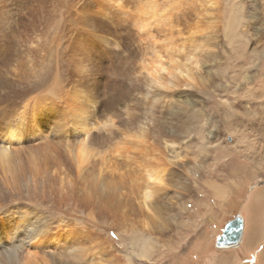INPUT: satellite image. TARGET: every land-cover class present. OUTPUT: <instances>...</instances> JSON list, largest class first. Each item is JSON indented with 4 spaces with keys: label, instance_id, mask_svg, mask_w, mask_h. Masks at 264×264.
Instances as JSON below:
<instances>
[{
    "label": "bare ground",
    "instance_id": "obj_1",
    "mask_svg": "<svg viewBox=\"0 0 264 264\" xmlns=\"http://www.w3.org/2000/svg\"><path fill=\"white\" fill-rule=\"evenodd\" d=\"M176 1L171 7L161 0H0V203L6 194L45 192L44 184L57 180L59 193L76 188V204L88 217L126 218V189L140 192L138 209L150 217L160 211L169 176L186 164L183 117L197 114L202 92L228 131L241 137V128L250 126L264 133V100L254 116L233 91L234 85L246 87L249 77L240 71L224 80L212 72L214 52L191 24L197 2ZM27 62H34L42 84H30ZM216 93L228 110L215 103ZM122 129L135 131L130 142H119ZM214 138L210 132L202 149L209 151ZM64 152L72 156L71 173ZM131 167L142 183L135 177V183H118L134 175ZM29 214L17 209L0 217V244H9L0 264H66L40 249L43 225L35 226L29 239L36 240L26 249L28 236L19 234L30 226ZM151 249L144 241L138 258L148 260Z\"/></svg>",
    "mask_w": 264,
    "mask_h": 264
},
{
    "label": "rangeland",
    "instance_id": "obj_2",
    "mask_svg": "<svg viewBox=\"0 0 264 264\" xmlns=\"http://www.w3.org/2000/svg\"><path fill=\"white\" fill-rule=\"evenodd\" d=\"M166 1L171 7L175 3V0H161V3ZM190 4L194 5V13L197 14V19L194 16L196 20L192 18L191 24H197L199 40L207 39V45L214 52L212 72L221 75L224 80L240 71L242 76L247 75V86L241 88L234 85L233 91L241 94L244 106L254 116L259 111L262 112L264 0H191ZM175 38L179 39L177 36ZM27 64L33 73L29 78L30 84H42V80L33 70L34 62ZM244 64L246 66H242ZM32 81L36 83L33 84ZM220 83L217 80L216 84ZM219 93H216L213 100L218 106L228 110L225 97L218 96ZM198 99L201 102L197 105V114L183 117L181 143L187 152L186 164L176 168L172 173L173 177L169 176L168 191L160 194V211L157 213L144 217L138 209L140 192L135 191L134 194L126 189L123 191L125 209L129 212L126 218L110 215L89 218L85 210L76 204L73 195L77 192L76 188L67 189V194V190L59 193V182L49 179L51 182L44 184L47 186L45 192L31 189L26 194L24 191L18 195L15 193L14 196L6 194L4 201L0 203V217L11 215L17 209L22 212L29 211L30 223H26V226H30L19 234V237L28 236L25 240L28 242L26 249L29 250L36 240L30 242L29 239L35 226L43 225L38 236L42 242L40 249H45V253H56L61 263L66 264H264V133L244 126L240 130V140V135L235 131L234 133L225 129L219 115L214 117L212 105L207 102V92H202ZM230 101L231 99L228 100ZM15 118L17 119L16 116ZM244 128L246 129L243 130ZM132 132L135 131L123 130L125 134L121 135L123 140L119 142H130ZM210 132L215 138L209 151H205L202 145ZM30 135L32 137V133ZM68 144L70 142H65L66 146ZM111 147L109 145L106 148L108 155L112 154ZM151 149L148 146V150ZM64 153L61 158L65 160V169H69L67 172L71 173L75 167L72 156ZM194 163L195 168L192 167ZM134 168L130 169L134 175L129 173L117 182L126 184L127 181L133 183L138 180L142 183L140 171L138 173ZM124 170L122 173L130 171ZM176 193H183L185 198H178ZM129 201L131 202L128 203ZM237 216L243 219V238L240 245L231 249H218L217 239L225 226ZM2 228L0 225V236L4 229ZM147 240L151 241L153 249L148 260H143L138 258L137 252ZM9 243L12 248L15 247L14 242ZM7 245L1 242L0 253L5 252ZM70 259L74 260L69 261Z\"/></svg>",
    "mask_w": 264,
    "mask_h": 264
},
{
    "label": "water",
    "instance_id": "obj_3",
    "mask_svg": "<svg viewBox=\"0 0 264 264\" xmlns=\"http://www.w3.org/2000/svg\"><path fill=\"white\" fill-rule=\"evenodd\" d=\"M242 234L243 219L237 216L225 226L223 233L216 241L217 248L236 247L241 241Z\"/></svg>",
    "mask_w": 264,
    "mask_h": 264
}]
</instances>
